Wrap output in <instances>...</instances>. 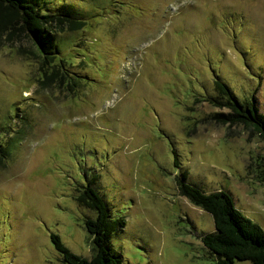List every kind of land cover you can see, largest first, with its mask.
Instances as JSON below:
<instances>
[{
	"label": "rangeland",
	"instance_id": "374dc122",
	"mask_svg": "<svg viewBox=\"0 0 264 264\" xmlns=\"http://www.w3.org/2000/svg\"><path fill=\"white\" fill-rule=\"evenodd\" d=\"M51 4L79 13V29L54 34L71 86L45 79L17 37L0 49V264H66L52 234L90 259L96 213L78 202L90 183L126 222L112 239L123 264H218L185 174L264 229V139L210 101L220 77L264 115V0Z\"/></svg>",
	"mask_w": 264,
	"mask_h": 264
},
{
	"label": "trees",
	"instance_id": "16d2710c",
	"mask_svg": "<svg viewBox=\"0 0 264 264\" xmlns=\"http://www.w3.org/2000/svg\"><path fill=\"white\" fill-rule=\"evenodd\" d=\"M51 3L52 0H0V49L14 43L13 37H17L28 45L30 53L38 59L45 79L59 77L61 82L66 80L71 86L67 70L55 63L63 48V41L54 34L63 32V25L67 24L70 25L69 30L79 29L81 22L74 17L79 13L64 6L52 9ZM215 91L218 97H211L210 101L232 111L231 114L219 116L225 117V121L254 130L264 139V115L260 114L254 99L241 101L220 77L215 81ZM0 153L5 154L2 147ZM174 158L175 165H178L176 151ZM178 179L183 194L214 219L215 232L204 235L202 242L217 256L218 264H236V261L264 264V229L236 207L228 192L205 193L187 183V174ZM96 187L90 183L83 187V191L78 190L79 204L96 213L95 218L84 220L92 236L93 256L89 259L77 255L64 245L58 235H51L66 264H123V257L116 251L112 239L126 222L124 219H113L108 202Z\"/></svg>",
	"mask_w": 264,
	"mask_h": 264
}]
</instances>
